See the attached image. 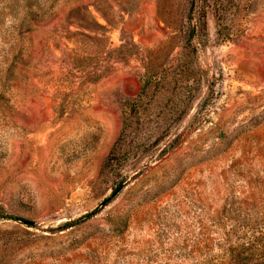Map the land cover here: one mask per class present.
Wrapping results in <instances>:
<instances>
[{"label":"rangeland","instance_id":"rangeland-1","mask_svg":"<svg viewBox=\"0 0 264 264\" xmlns=\"http://www.w3.org/2000/svg\"><path fill=\"white\" fill-rule=\"evenodd\" d=\"M261 215L264 0H0V264H229Z\"/></svg>","mask_w":264,"mask_h":264},{"label":"trees","instance_id":"trees-1","mask_svg":"<svg viewBox=\"0 0 264 264\" xmlns=\"http://www.w3.org/2000/svg\"><path fill=\"white\" fill-rule=\"evenodd\" d=\"M124 187L125 185H122L118 192ZM110 201L106 202L110 203ZM100 211L97 208L79 220L64 224L59 228H69L85 223L98 215ZM0 218L3 219V216H0ZM4 219L16 220L12 216H6ZM232 220L235 224H231L230 230L225 231L223 237V244L226 245L223 252L224 256L230 259L229 264H264V215L247 216L241 220ZM226 222L228 220H224V226L227 225Z\"/></svg>","mask_w":264,"mask_h":264}]
</instances>
